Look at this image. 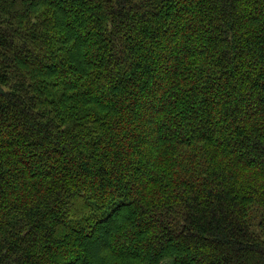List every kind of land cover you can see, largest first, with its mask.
<instances>
[{
	"label": "trees",
	"instance_id": "obj_1",
	"mask_svg": "<svg viewBox=\"0 0 264 264\" xmlns=\"http://www.w3.org/2000/svg\"><path fill=\"white\" fill-rule=\"evenodd\" d=\"M0 264H264V0H0Z\"/></svg>",
	"mask_w": 264,
	"mask_h": 264
},
{
	"label": "rangeland",
	"instance_id": "obj_2",
	"mask_svg": "<svg viewBox=\"0 0 264 264\" xmlns=\"http://www.w3.org/2000/svg\"><path fill=\"white\" fill-rule=\"evenodd\" d=\"M92 246H93V245H92ZM92 246H91V247H92ZM165 261H168V262H169V260H165Z\"/></svg>",
	"mask_w": 264,
	"mask_h": 264
}]
</instances>
